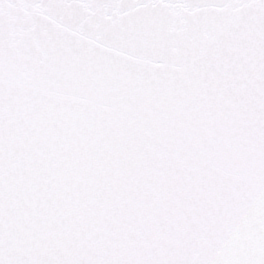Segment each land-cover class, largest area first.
<instances>
[{
  "label": "snow or ice",
  "instance_id": "6c2138e0",
  "mask_svg": "<svg viewBox=\"0 0 264 264\" xmlns=\"http://www.w3.org/2000/svg\"><path fill=\"white\" fill-rule=\"evenodd\" d=\"M0 264H264V0H0Z\"/></svg>",
  "mask_w": 264,
  "mask_h": 264
}]
</instances>
